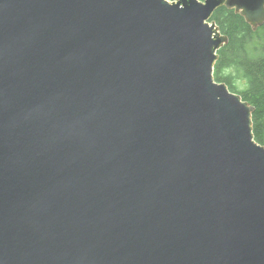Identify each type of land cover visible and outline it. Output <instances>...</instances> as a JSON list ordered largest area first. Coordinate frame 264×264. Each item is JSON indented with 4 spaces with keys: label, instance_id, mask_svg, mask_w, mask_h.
I'll return each mask as SVG.
<instances>
[{
    "label": "water",
    "instance_id": "water-1",
    "mask_svg": "<svg viewBox=\"0 0 264 264\" xmlns=\"http://www.w3.org/2000/svg\"><path fill=\"white\" fill-rule=\"evenodd\" d=\"M223 5L264 24V0H0V264H264Z\"/></svg>",
    "mask_w": 264,
    "mask_h": 264
},
{
    "label": "trees",
    "instance_id": "trees-1",
    "mask_svg": "<svg viewBox=\"0 0 264 264\" xmlns=\"http://www.w3.org/2000/svg\"><path fill=\"white\" fill-rule=\"evenodd\" d=\"M210 20L229 38L218 51L215 79L254 106L255 139L264 145V24L254 29L244 15L225 5Z\"/></svg>",
    "mask_w": 264,
    "mask_h": 264
}]
</instances>
